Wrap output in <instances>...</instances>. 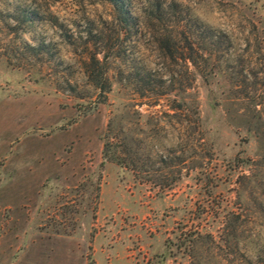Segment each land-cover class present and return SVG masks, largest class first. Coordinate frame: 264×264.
Here are the masks:
<instances>
[{"label": "rangeland", "instance_id": "obj_1", "mask_svg": "<svg viewBox=\"0 0 264 264\" xmlns=\"http://www.w3.org/2000/svg\"><path fill=\"white\" fill-rule=\"evenodd\" d=\"M132 3L0 0V264H264V0Z\"/></svg>", "mask_w": 264, "mask_h": 264}, {"label": "trees", "instance_id": "obj_2", "mask_svg": "<svg viewBox=\"0 0 264 264\" xmlns=\"http://www.w3.org/2000/svg\"><path fill=\"white\" fill-rule=\"evenodd\" d=\"M106 1H108L114 7L119 17L120 23L124 24L125 26L129 25V21L133 17V9H134L132 0H106ZM174 7H176L175 3L165 4V3L158 1L156 3H150L148 5V10L157 17L159 16L157 12L158 13L159 12L169 13V11H171ZM148 19H150V15H148ZM182 34L185 36V39L188 42V47H184L183 49L184 52L187 53V48H189L191 51H194V47H193L194 43L189 41L188 39L189 37H187L184 32H182ZM169 37H170V34L168 35V34L162 33V35H160V38L158 40L162 42L163 44L165 41L168 40ZM184 59H187V57H185Z\"/></svg>", "mask_w": 264, "mask_h": 264}]
</instances>
